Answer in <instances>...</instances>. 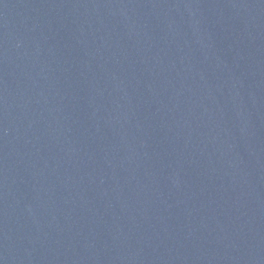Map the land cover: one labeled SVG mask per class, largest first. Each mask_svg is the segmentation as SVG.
Wrapping results in <instances>:
<instances>
[{
    "label": "water",
    "instance_id": "water-1",
    "mask_svg": "<svg viewBox=\"0 0 264 264\" xmlns=\"http://www.w3.org/2000/svg\"><path fill=\"white\" fill-rule=\"evenodd\" d=\"M0 264H264V0H0Z\"/></svg>",
    "mask_w": 264,
    "mask_h": 264
}]
</instances>
